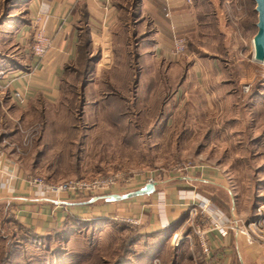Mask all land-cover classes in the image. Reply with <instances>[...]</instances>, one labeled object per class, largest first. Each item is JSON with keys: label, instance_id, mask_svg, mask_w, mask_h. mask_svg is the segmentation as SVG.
<instances>
[{"label": "rangeland", "instance_id": "374dc122", "mask_svg": "<svg viewBox=\"0 0 264 264\" xmlns=\"http://www.w3.org/2000/svg\"><path fill=\"white\" fill-rule=\"evenodd\" d=\"M12 1L0 0V41L13 36L8 33L12 25L5 23ZM226 13L220 26L223 35L212 30L213 41L205 50L225 59L219 64L220 76L234 81L240 75L241 85L229 86L238 98L219 96L220 83L215 81L210 82L212 88L201 83L182 92L186 53L176 57L185 56L168 88L161 91L159 85L147 84L138 94L134 53L120 61L118 48V61L112 63L109 52L98 70L93 65L84 76L85 60L77 65L81 71L69 68L56 102L40 99L20 106L10 100L14 92L3 95L0 162L6 167L11 162L17 169L15 176L26 184L23 199L43 196L56 202H87L112 192H131L148 180L154 186L173 183L197 165L226 163L243 170L232 178L239 183L238 195L252 221L258 206H264V64L253 60L252 40L258 30L254 0H228ZM255 103L262 104V112H252ZM30 179L50 185L95 180L103 187L41 196ZM14 211L7 202L0 203V264H115L120 257L121 264H189L176 250L189 234L195 235L193 204L187 210L189 219L181 217L186 224L165 239L145 235L132 215L78 218L82 224L75 228L67 223L39 236L25 228ZM145 239H159L158 247L165 249L150 262L139 258L150 248Z\"/></svg>", "mask_w": 264, "mask_h": 264}, {"label": "crops", "instance_id": "0c3cea01", "mask_svg": "<svg viewBox=\"0 0 264 264\" xmlns=\"http://www.w3.org/2000/svg\"><path fill=\"white\" fill-rule=\"evenodd\" d=\"M17 1L5 21L12 25L8 33L13 36H6L0 41V100L6 93L19 92L30 104L40 99L51 103L58 101L64 73L76 66L80 57H87V61L95 59L92 66L98 70L102 47L112 53V63L118 59L117 48L122 54L120 61L126 59V54L134 53V62L138 67V94L140 87L147 84L159 85V90L164 91L172 83L173 72L185 57L176 58L172 54L176 36L186 39L188 49L185 54L188 68L181 78L180 90L188 92L201 83L210 88V82L215 81L220 83L217 87L219 96L238 98L235 89L229 86L241 85L240 75L236 74L234 81L220 76L219 64L225 59L220 58L218 53L208 54L205 50L207 43L213 41L212 30L219 31V36L223 35L220 26L222 17L228 15V0ZM39 9L47 18L45 31L52 38V44L45 56L36 58L30 51L33 41L31 21ZM107 57L108 54L105 59ZM257 98L260 96L257 95ZM257 104H253L252 112H260L262 104ZM1 162L0 182H6L12 189L9 193L0 190V203L5 201L12 206L15 218L39 236L57 231L69 217L91 220L132 215L139 219L145 235L153 234L151 238L158 235L165 239L166 235H174L186 224L191 204L196 213L194 226L205 227L209 220L222 222L229 219H240L246 224L252 218L238 195L239 183L232 178L243 170L230 168L226 163L217 167L197 165L188 175L175 177L178 181L164 185L160 182L154 186L153 192L139 196L119 200L111 196H124L129 192H112L97 196L92 201L74 203L60 199L59 203L43 196L23 199L26 184L17 175L7 182L10 170L13 168L11 172L14 174L17 169L11 162V167L1 165ZM144 186H137L138 189L131 192ZM182 216L187 220L183 221ZM186 239L181 242L176 254L186 258L189 264H264V240H248L234 231L222 236L218 231L211 230L207 235L211 251L205 257L195 235L192 238L189 234ZM158 240L148 239L145 243L161 253L165 249L158 247Z\"/></svg>", "mask_w": 264, "mask_h": 264}, {"label": "built area", "instance_id": "2783aa9c", "mask_svg": "<svg viewBox=\"0 0 264 264\" xmlns=\"http://www.w3.org/2000/svg\"><path fill=\"white\" fill-rule=\"evenodd\" d=\"M168 10V9H166ZM168 16V11L166 14ZM46 21L47 18L44 16V13L41 9L37 11V13L33 16L31 21V26L33 29V41L30 46V51L32 55L36 58H41L45 56L51 47L52 38L46 34ZM173 56L177 57L186 53V39L182 36H176L173 40ZM101 58L100 62L103 64L105 61V55L109 54L110 50L108 48H101ZM109 59V56L107 57ZM244 92H247V87L243 88ZM14 101L20 106H23L26 103V98L19 92H14L11 96ZM2 157V155H0ZM16 178L14 175H9L8 179ZM148 183H153L151 180H148ZM30 184L35 187V192L40 193L39 195L49 194H59L60 192H67V191H75L81 190L84 191H95L98 189H102L103 184L98 181H91L83 182V181H76L75 183L68 182L62 183L58 185H50L43 182L40 179H30ZM9 185L6 182H0V190H8ZM211 230L218 231L222 236H225L228 231H234L240 236H245L248 240H264V206H258L256 209V214L252 221H249L246 224L241 223L240 219H229L225 221H218V220H209L208 225L205 227L194 226V234L197 237L198 245L201 248L202 254L207 257L210 254L211 248L208 245L207 235ZM176 237V236H175ZM175 240V239H174ZM178 240L176 239L174 245H176Z\"/></svg>", "mask_w": 264, "mask_h": 264}, {"label": "water", "instance_id": "95a60500", "mask_svg": "<svg viewBox=\"0 0 264 264\" xmlns=\"http://www.w3.org/2000/svg\"><path fill=\"white\" fill-rule=\"evenodd\" d=\"M255 12L257 13L256 28L258 29L253 37L254 55L253 60L264 64V0H254ZM154 191V183H147L141 190L129 192L124 196L112 195L114 199H125V197L139 196L143 193Z\"/></svg>", "mask_w": 264, "mask_h": 264}, {"label": "trees", "instance_id": "16d2710c", "mask_svg": "<svg viewBox=\"0 0 264 264\" xmlns=\"http://www.w3.org/2000/svg\"><path fill=\"white\" fill-rule=\"evenodd\" d=\"M11 1V0H10ZM13 2V5L16 3V2H14V0L12 1ZM83 61V60H85L86 61V65H84V68H83V71H82V73H83V76L84 75H86L88 72H90L91 71V69H92V62H93V60H95V59H90V60H88L87 61V57H80V59H79V61H78V63L76 64V66H74L73 67V69H77V70H79V71H81V69L78 67L79 66V64H80V61ZM78 65V66H77ZM88 66H89V68H88ZM88 68V69H87ZM87 72V73H86ZM82 222V220L80 221L78 218H73V217H69L68 219H67V221L65 222V224H69L71 227H77L76 225H79V224H82L81 223ZM155 254H156V250H153V249H151V248H148L147 249V253L146 254H143V255H141L139 258L140 259H143V258H145L147 261H151V258H153L154 256H155ZM160 253H157L156 255H159ZM142 257V258H141ZM119 259V258H118ZM120 259H121V257H120ZM119 259V260H120ZM123 260H124V258H122ZM119 260H117V261H115V264H121L122 263V261L123 260H121V261H119ZM148 262V263H149Z\"/></svg>", "mask_w": 264, "mask_h": 264}, {"label": "bare ground", "instance_id": "6f19581e", "mask_svg": "<svg viewBox=\"0 0 264 264\" xmlns=\"http://www.w3.org/2000/svg\"><path fill=\"white\" fill-rule=\"evenodd\" d=\"M252 44H253V41H252Z\"/></svg>", "mask_w": 264, "mask_h": 264}]
</instances>
